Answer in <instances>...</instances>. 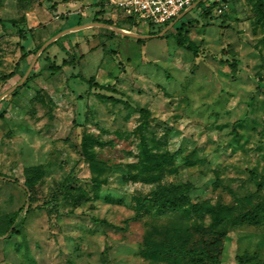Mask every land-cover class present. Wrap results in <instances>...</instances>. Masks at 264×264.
<instances>
[{"label":"rangeland","instance_id":"obj_1","mask_svg":"<svg viewBox=\"0 0 264 264\" xmlns=\"http://www.w3.org/2000/svg\"><path fill=\"white\" fill-rule=\"evenodd\" d=\"M158 28L0 0V264H264V0Z\"/></svg>","mask_w":264,"mask_h":264},{"label":"built area","instance_id":"obj_2","mask_svg":"<svg viewBox=\"0 0 264 264\" xmlns=\"http://www.w3.org/2000/svg\"><path fill=\"white\" fill-rule=\"evenodd\" d=\"M203 0H110L116 10L122 12L125 19H131V23L139 25L146 22L149 26L157 25L166 27L196 7ZM224 6L218 8L223 12ZM172 22V23H171ZM117 27V26H115ZM124 31L135 33L132 28L117 27Z\"/></svg>","mask_w":264,"mask_h":264},{"label":"trees","instance_id":"obj_3","mask_svg":"<svg viewBox=\"0 0 264 264\" xmlns=\"http://www.w3.org/2000/svg\"><path fill=\"white\" fill-rule=\"evenodd\" d=\"M52 8L55 7V5H51ZM128 21H131V19H127ZM105 23L107 24H114L113 21L111 19H108L105 21ZM169 23H167L166 25L164 26H158V30H154V31H151L150 30V34H158L160 33ZM117 25V24H116ZM117 26H120V25H117ZM152 27L154 25H151ZM150 26V27H151ZM115 33V31H113ZM117 32V31H116ZM141 42H143L145 40V38H142V39H139ZM187 49H189L190 51L194 52V53H197V46L193 43V42H189V44L187 45ZM22 58H26V53L22 56ZM50 67H52L53 69H57L59 67L58 64L56 63H53L51 62L50 64ZM15 75L14 71L7 74V75H4L2 78L5 79V80H8L9 78L13 77ZM33 75V71H31L29 73V76L28 77H31ZM25 84V83H23ZM113 99H118L117 97H113ZM137 111L141 114L142 116V120H141V123H140V127L141 129H145L150 120L151 119H155L153 117V112L151 109L149 108H146V107H138ZM3 116V110L0 111V117ZM141 143L142 145L146 148V138L144 135H142V138H141ZM24 185L29 189H30V183L28 181V179H26V181L24 182ZM154 202L155 204H158L159 206H165V205H168V206H172L174 208H180L182 206V202L180 201V199L176 196V194H171V195H168V196H165V197H145L143 198V202ZM220 219L217 218V216L214 215L213 217V223H217ZM203 257L204 256H207V255H202Z\"/></svg>","mask_w":264,"mask_h":264},{"label":"water","instance_id":"obj_4","mask_svg":"<svg viewBox=\"0 0 264 264\" xmlns=\"http://www.w3.org/2000/svg\"><path fill=\"white\" fill-rule=\"evenodd\" d=\"M114 28L116 29L117 32H125V33H129V34L136 35V34H134V33H130V32L124 31V30H122V29H120V28H117V27H114ZM139 36H140V35H139ZM27 74H28V72H27Z\"/></svg>","mask_w":264,"mask_h":264},{"label":"crops","instance_id":"obj_5","mask_svg":"<svg viewBox=\"0 0 264 264\" xmlns=\"http://www.w3.org/2000/svg\"><path fill=\"white\" fill-rule=\"evenodd\" d=\"M80 25V24H79Z\"/></svg>","mask_w":264,"mask_h":264}]
</instances>
